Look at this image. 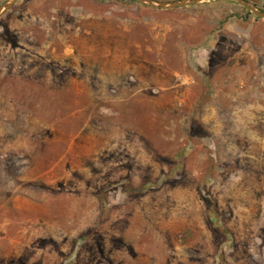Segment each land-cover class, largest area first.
<instances>
[{
  "label": "rangeland",
  "instance_id": "374dc122",
  "mask_svg": "<svg viewBox=\"0 0 264 264\" xmlns=\"http://www.w3.org/2000/svg\"><path fill=\"white\" fill-rule=\"evenodd\" d=\"M0 264H264V18L232 0L3 14Z\"/></svg>",
  "mask_w": 264,
  "mask_h": 264
},
{
  "label": "water",
  "instance_id": "95a60500",
  "mask_svg": "<svg viewBox=\"0 0 264 264\" xmlns=\"http://www.w3.org/2000/svg\"><path fill=\"white\" fill-rule=\"evenodd\" d=\"M19 0H5L0 5V17L12 8ZM146 6L156 9H172L176 7L188 6L199 3L203 0H134ZM246 7L250 12H253L259 17L264 18V9L258 7L255 3L249 0H232Z\"/></svg>",
  "mask_w": 264,
  "mask_h": 264
}]
</instances>
